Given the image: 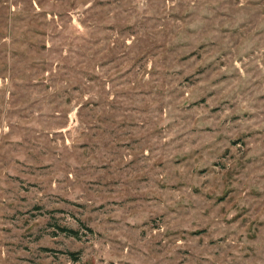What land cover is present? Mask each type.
<instances>
[{
    "label": "rangeland",
    "instance_id": "rangeland-1",
    "mask_svg": "<svg viewBox=\"0 0 264 264\" xmlns=\"http://www.w3.org/2000/svg\"><path fill=\"white\" fill-rule=\"evenodd\" d=\"M0 264H264V0H0Z\"/></svg>",
    "mask_w": 264,
    "mask_h": 264
},
{
    "label": "trees",
    "instance_id": "trees-1",
    "mask_svg": "<svg viewBox=\"0 0 264 264\" xmlns=\"http://www.w3.org/2000/svg\"><path fill=\"white\" fill-rule=\"evenodd\" d=\"M64 231H69V232H72L73 230L72 229H70V228H65V227H63L62 228Z\"/></svg>",
    "mask_w": 264,
    "mask_h": 264
}]
</instances>
